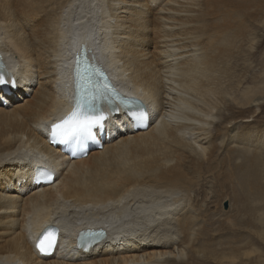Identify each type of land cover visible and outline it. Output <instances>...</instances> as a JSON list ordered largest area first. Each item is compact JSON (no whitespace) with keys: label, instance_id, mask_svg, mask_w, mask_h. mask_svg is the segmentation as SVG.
I'll list each match as a JSON object with an SVG mask.
<instances>
[{"label":"bare ground","instance_id":"6f19581e","mask_svg":"<svg viewBox=\"0 0 264 264\" xmlns=\"http://www.w3.org/2000/svg\"><path fill=\"white\" fill-rule=\"evenodd\" d=\"M261 24L264 0H0L16 79L0 85V264H264ZM82 42L150 119L105 105L103 147L71 158L47 131L72 108ZM52 221L63 247L41 256ZM85 225L110 231L88 251Z\"/></svg>","mask_w":264,"mask_h":264},{"label":"snow or ice","instance_id":"6c2138e0","mask_svg":"<svg viewBox=\"0 0 264 264\" xmlns=\"http://www.w3.org/2000/svg\"><path fill=\"white\" fill-rule=\"evenodd\" d=\"M89 49L81 45L76 53L74 73V94L72 109L51 124V136L54 140L69 142L73 156L77 151L83 152L86 143L95 139L94 130L102 129L107 114L104 105L112 112L124 109L129 112L137 126H146L150 119L143 100L134 96H124L111 83L103 66L93 53L89 58ZM16 79L12 76L0 59V85L15 86ZM38 179L51 183L55 177L51 171L41 169ZM56 231L46 228L37 240L36 247L41 252H47L56 243ZM102 234V233H101Z\"/></svg>","mask_w":264,"mask_h":264},{"label":"rangeland","instance_id":"374dc122","mask_svg":"<svg viewBox=\"0 0 264 264\" xmlns=\"http://www.w3.org/2000/svg\"><path fill=\"white\" fill-rule=\"evenodd\" d=\"M261 29H260V33L262 34V37H261V39H263L264 38V24L262 25L261 24ZM98 41V40H97ZM254 57H255V63H252L253 64V68L254 69H251L250 71H249V76L251 77V75L253 76L254 75V73H256L257 72V75H259V73H261L262 72V75L264 76V39H263V41H261L260 43H259V47H258V49H257V51H256V53H255V55H254ZM256 67V68H255ZM261 75V76H262ZM247 77V80H248V78L250 79V77ZM259 77L257 76L256 77V79H254V81H251L250 82V80H249V82H247V83H245V86H247L248 84H250V85H253L254 83H255V81H258L259 79H258ZM261 83V82H260ZM33 94H34V91H31V92H29L28 93V95H26V96H23V97H25V99H29V98H32L33 97ZM25 99H22V101L23 100H25ZM251 118H253V117H251ZM217 120H219L220 118H216ZM263 122H264V103L263 104H261V108H260V110H258L257 111V116H256V120L255 121H253L252 122V124H255V125H258V124H263ZM251 132L253 131V130H250ZM231 135H232V132H231ZM218 140V139H217ZM254 140H255V138H254ZM251 143H253V142H250V145L252 146L251 148H254V145H252ZM263 147V146H262ZM261 148V147H260ZM213 180V179H212ZM230 201L227 199L226 201L224 200V202H223V208L225 207V208H227V209H231L230 208V203H229ZM111 234V233H110Z\"/></svg>","mask_w":264,"mask_h":264}]
</instances>
